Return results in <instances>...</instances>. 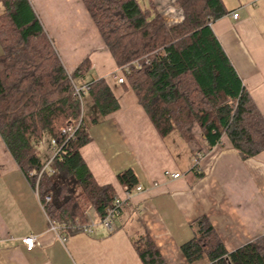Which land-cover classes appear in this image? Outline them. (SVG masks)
Segmentation results:
<instances>
[{
	"label": "crops",
	"instance_id": "crops-1",
	"mask_svg": "<svg viewBox=\"0 0 264 264\" xmlns=\"http://www.w3.org/2000/svg\"><path fill=\"white\" fill-rule=\"evenodd\" d=\"M139 1L143 7L152 2L168 27L184 18L176 0ZM29 2L69 74L90 59L86 79L76 83L104 80L118 101L116 112L87 124L91 141L80 154L97 184L111 185L124 204L113 232L100 225L96 211L90 219L92 207L85 216L96 224L93 234L52 230L37 189L0 136V264H144L135 244L141 235L150 237L166 264H189L181 247L202 217L228 252L264 236V152L244 159L227 136L210 147L196 122L162 137L128 82L118 83L122 70L83 1ZM222 2L227 14L212 30L264 117V0ZM84 102L86 113L95 112L90 97ZM127 170L145 189L129 199L118 180ZM28 236L39 240L32 251L21 242Z\"/></svg>",
	"mask_w": 264,
	"mask_h": 264
},
{
	"label": "trees",
	"instance_id": "trees-1",
	"mask_svg": "<svg viewBox=\"0 0 264 264\" xmlns=\"http://www.w3.org/2000/svg\"><path fill=\"white\" fill-rule=\"evenodd\" d=\"M82 1L117 66L130 72V89L162 137L196 122L210 147L227 136L244 159L264 152V117L211 27L227 14L222 0H176L184 18L174 27L151 3ZM0 2V136L42 202L50 197L45 210L52 222H86L87 207L103 220L115 190L97 184L80 150L91 141L87 124L116 112L118 101L104 80H90L87 97L95 112L86 113L73 81L86 79L90 59L69 74L29 0ZM70 125L78 129L69 139L61 129ZM46 135L61 152L52 163L56 172L40 176L46 164L38 147ZM118 180L128 191L138 184L133 170ZM193 226L195 236L181 247L189 264H264V236L228 252L208 218ZM135 244L144 264H166L148 235Z\"/></svg>",
	"mask_w": 264,
	"mask_h": 264
},
{
	"label": "built area",
	"instance_id": "built-area-1",
	"mask_svg": "<svg viewBox=\"0 0 264 264\" xmlns=\"http://www.w3.org/2000/svg\"><path fill=\"white\" fill-rule=\"evenodd\" d=\"M234 18H238V14H234ZM147 65L150 66L149 62H146ZM130 74L128 69H122V74L121 77L118 79L119 84H125L126 83V76ZM74 89H75V96L80 100L81 103L84 102L85 97L88 96L91 87L88 84H77L76 81H73ZM78 129V126L70 125L65 128L61 129V132L65 135H67L70 138L74 136ZM54 149H55V154L51 160L47 162L45 165L44 170L40 174V176L44 173V171L48 172L49 174H54L56 170H54L52 163L53 160L56 157L60 156L61 149L58 148V143L56 141H53ZM174 179L180 178V174H174L172 176ZM145 189L141 185H136L132 190L126 191L127 198L129 199L133 193H141ZM50 197H47L45 202L43 203V207H45L46 203L50 202ZM123 204L124 202L121 201L120 199H115L114 204L112 207L108 208L106 212V216L103 220H101L100 225L105 228L109 232L114 231V223L116 218L121 214L122 209H123ZM96 224L93 222H81L80 220H69L64 224L57 225L56 223L51 221V228L52 230L56 232L60 231H70L71 233L74 232H80V233H85V234H93L95 231ZM63 241L66 240V236H62ZM22 244L27 248L28 251H32L37 247L39 244V240L36 236H28L22 239Z\"/></svg>",
	"mask_w": 264,
	"mask_h": 264
},
{
	"label": "rangeland",
	"instance_id": "rangeland-1",
	"mask_svg": "<svg viewBox=\"0 0 264 264\" xmlns=\"http://www.w3.org/2000/svg\"><path fill=\"white\" fill-rule=\"evenodd\" d=\"M152 4V2H151ZM150 5V4H149ZM149 5L145 4L144 5V8L146 7H149ZM153 6V4H152ZM156 8V7H155ZM157 9V8H156ZM4 11V8H3V4L2 2H0V15L3 13ZM160 14V11L157 10ZM161 15V14H160ZM162 16V15H161ZM126 81L127 80V77L125 79ZM86 101V100H85ZM87 102V101H86ZM86 104V103H85ZM52 150H53V144H52V139L50 138V136L46 135L45 138L43 139V142L39 145L38 147V151H39V155H40V159L42 160L43 163L47 164V162L49 160H51L54 156V154L52 153ZM85 202H83L84 204ZM94 210V209H93ZM91 210V213H90V219L92 220V218L94 217L95 218V210L93 211ZM95 212V213H94ZM202 264H205V263H202Z\"/></svg>",
	"mask_w": 264,
	"mask_h": 264
}]
</instances>
